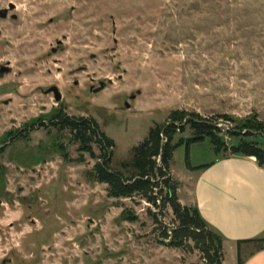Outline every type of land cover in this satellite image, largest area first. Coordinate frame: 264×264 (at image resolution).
I'll list each match as a JSON object with an SVG mask.
<instances>
[{"label":"rangeland","instance_id":"374dc122","mask_svg":"<svg viewBox=\"0 0 264 264\" xmlns=\"http://www.w3.org/2000/svg\"><path fill=\"white\" fill-rule=\"evenodd\" d=\"M1 70L0 264H206L192 242L162 237L177 226L170 207L108 198L88 176L100 148L81 153L50 123L61 112L94 119L115 144L114 171L172 113L184 114L175 178L239 142L264 149L229 120L264 124V0H0ZM190 116L221 128L219 153L206 134L187 153ZM235 254L226 246L224 264Z\"/></svg>","mask_w":264,"mask_h":264},{"label":"trees","instance_id":"16d2710c","mask_svg":"<svg viewBox=\"0 0 264 264\" xmlns=\"http://www.w3.org/2000/svg\"><path fill=\"white\" fill-rule=\"evenodd\" d=\"M183 116V113H172L168 118L167 124L152 128L146 140L133 148L131 165L121 164V168L116 171L111 169L110 152L115 144L100 131L94 119L71 118L61 112L52 118L50 124L60 130L68 129L71 131L75 140L80 144L79 151L81 153H87L91 157H95L90 147L91 144H96L100 148V157L88 176H90V183L105 184L107 186L108 198L124 200L139 196L157 210L167 206L170 207L177 226L169 232L166 229L162 232V237L170 240L169 245L183 248L189 242H192L194 248L203 256L206 264H222V238L202 220L197 209L180 205L177 197L178 184L170 178L169 169L173 153L177 147L181 146L180 144L172 145L173 137L178 130L174 125L177 121L183 120ZM185 118H187V115ZM197 120L198 118L190 116L188 121L197 136L189 141L188 144H184L187 145V153L189 145L201 142L202 136L205 134L216 148L215 153H219V150L224 147L214 135L216 128L212 124L199 123ZM229 120L235 124V130L239 133L237 137H240V134L245 132V138L258 137L264 141V124L258 120L256 115L242 121ZM162 137L166 139L165 143H162ZM224 151L227 150L225 149ZM230 155L254 158L258 166L264 168V149L259 148L255 144L239 142L238 145L230 149ZM207 168L209 166H203L197 170H206ZM128 172H131L129 176H127ZM163 189L166 190L165 195H163ZM154 191H157V194ZM127 219L124 213L122 220L125 221ZM241 246H252L254 252H259L264 249V240L237 242V264H244Z\"/></svg>","mask_w":264,"mask_h":264},{"label":"crops","instance_id":"0c3cea01","mask_svg":"<svg viewBox=\"0 0 264 264\" xmlns=\"http://www.w3.org/2000/svg\"><path fill=\"white\" fill-rule=\"evenodd\" d=\"M188 164L181 178L174 177L170 165V178L178 184V201L182 207L197 209L222 238V264L226 246H235L237 264V242L264 240V168L254 158L231 155L215 156L206 165ZM203 166L209 168L197 170ZM251 248L241 246L244 264H264V249L254 252Z\"/></svg>","mask_w":264,"mask_h":264},{"label":"water","instance_id":"95a60500","mask_svg":"<svg viewBox=\"0 0 264 264\" xmlns=\"http://www.w3.org/2000/svg\"><path fill=\"white\" fill-rule=\"evenodd\" d=\"M4 17L6 15V13H3ZM6 72V70H1L0 71V77L3 75V73ZM105 88L104 84H101L100 87L98 89L93 90V94L97 95L98 93H100L101 91H103ZM47 94H53L54 95V99L57 103H59L62 100V97L58 91V89L56 88H52L49 91H47Z\"/></svg>","mask_w":264,"mask_h":264},{"label":"built area","instance_id":"2783aa9c","mask_svg":"<svg viewBox=\"0 0 264 264\" xmlns=\"http://www.w3.org/2000/svg\"><path fill=\"white\" fill-rule=\"evenodd\" d=\"M216 128H217V129H221L220 127H218V125L216 126ZM162 140H163L162 143H165V142H166V139H165L164 137H162ZM158 164H159V161H158ZM154 192H155V191H154ZM156 192H157V191H156ZM156 192H155V194H156Z\"/></svg>","mask_w":264,"mask_h":264}]
</instances>
